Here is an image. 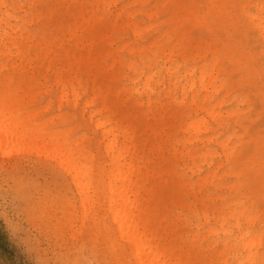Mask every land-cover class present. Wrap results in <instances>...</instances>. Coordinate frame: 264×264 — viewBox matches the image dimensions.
Listing matches in <instances>:
<instances>
[{
  "label": "bare ground",
  "instance_id": "1",
  "mask_svg": "<svg viewBox=\"0 0 264 264\" xmlns=\"http://www.w3.org/2000/svg\"><path fill=\"white\" fill-rule=\"evenodd\" d=\"M56 1L0 0V72L53 79L88 133L48 130L25 113L34 95L11 90L0 144L58 172L78 232L115 264H264V143L232 141L264 134L249 115L264 102V0H71L81 10L54 21Z\"/></svg>",
  "mask_w": 264,
  "mask_h": 264
},
{
  "label": "rangeland",
  "instance_id": "2",
  "mask_svg": "<svg viewBox=\"0 0 264 264\" xmlns=\"http://www.w3.org/2000/svg\"><path fill=\"white\" fill-rule=\"evenodd\" d=\"M56 2V0H39L37 8L46 13L49 8L56 5ZM84 6H88V2L85 1ZM80 10L81 7L71 0H63L53 20L71 19ZM137 20L144 22L147 19L139 15ZM34 28L35 25L31 26V29ZM194 29L196 36L200 35L201 28ZM55 33L58 37L63 36L62 31ZM123 39L128 42L134 41L130 33L124 34ZM253 47L255 51L260 50L258 42H255ZM5 76H7L5 72H0V99H2L1 95L11 90L29 91L34 95L37 105L25 109V113L39 114L37 121L46 125L48 130H68L70 132L68 136L72 140L88 133L79 112L67 106L62 109L58 107V89L53 79L48 81L41 79L20 87L16 81L8 84ZM237 78L239 77L236 76ZM251 99H255L254 96H251ZM254 108L249 115L251 119L257 121L258 127L264 133V102L258 100ZM151 116V114L144 116L143 121L154 124V117ZM167 122L170 124L172 120L169 119ZM245 125L250 124L247 121ZM179 134L182 135L181 131ZM87 135L91 136V134ZM221 135L223 140L228 136V134ZM251 136L264 143V134H243V130L238 132L232 141L235 143L239 138L246 140ZM163 139L164 137L160 136L157 142ZM165 141L167 144L176 142L171 139ZM177 147L180 150L181 144L179 143ZM203 171L206 172L205 169ZM185 172L189 177L191 176L189 171ZM63 188L64 184L58 172H51L35 157L18 152L15 142L3 144V140L1 141L0 264H64L69 259L81 261L82 264H93V261L115 264L113 251L107 241L101 240L98 235L89 237L86 233L78 232L82 225L83 214L81 210L74 211L66 207L69 202L65 201L66 193ZM197 206L199 209L200 205Z\"/></svg>",
  "mask_w": 264,
  "mask_h": 264
},
{
  "label": "snow or ice",
  "instance_id": "3",
  "mask_svg": "<svg viewBox=\"0 0 264 264\" xmlns=\"http://www.w3.org/2000/svg\"><path fill=\"white\" fill-rule=\"evenodd\" d=\"M4 7H8V6L4 5ZM64 264H82V262L78 261V260L74 261V260L69 259V260L65 261ZM93 264H104V262L93 261Z\"/></svg>",
  "mask_w": 264,
  "mask_h": 264
}]
</instances>
